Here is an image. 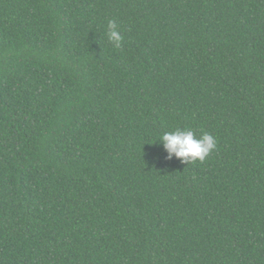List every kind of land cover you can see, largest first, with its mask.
<instances>
[{
    "label": "trees",
    "instance_id": "trees-1",
    "mask_svg": "<svg viewBox=\"0 0 264 264\" xmlns=\"http://www.w3.org/2000/svg\"><path fill=\"white\" fill-rule=\"evenodd\" d=\"M0 264H264V0H0Z\"/></svg>",
    "mask_w": 264,
    "mask_h": 264
},
{
    "label": "clouds",
    "instance_id": "clouds-1",
    "mask_svg": "<svg viewBox=\"0 0 264 264\" xmlns=\"http://www.w3.org/2000/svg\"><path fill=\"white\" fill-rule=\"evenodd\" d=\"M107 27L109 42L115 48H120L123 37L117 30L115 21L109 20ZM159 141L168 153L169 158L174 155L182 162L203 161L216 148L217 144L216 138L208 132H203L197 137L193 130L180 128L163 132L159 137Z\"/></svg>",
    "mask_w": 264,
    "mask_h": 264
}]
</instances>
